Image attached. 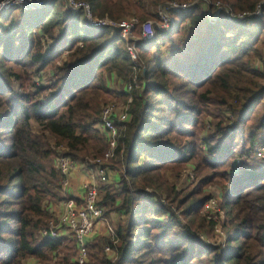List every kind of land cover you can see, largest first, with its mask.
I'll list each match as a JSON object with an SVG mask.
<instances>
[{
    "label": "trees",
    "instance_id": "1",
    "mask_svg": "<svg viewBox=\"0 0 264 264\" xmlns=\"http://www.w3.org/2000/svg\"><path fill=\"white\" fill-rule=\"evenodd\" d=\"M84 1L98 17L136 18L139 36L163 4L190 0ZM211 1L245 15L171 12L172 29L138 42L136 82L119 32L85 27L64 0L0 11V264H77L74 239L41 235L63 199L59 149L92 169L100 158L108 173L97 206L115 220V243L88 241L85 264H264V159L252 158L264 141V0ZM43 72L50 82L35 84ZM114 99L127 119L104 160L99 125ZM185 168L194 180L178 186ZM211 185L224 215L214 236L201 214Z\"/></svg>",
    "mask_w": 264,
    "mask_h": 264
},
{
    "label": "built area",
    "instance_id": "2",
    "mask_svg": "<svg viewBox=\"0 0 264 264\" xmlns=\"http://www.w3.org/2000/svg\"><path fill=\"white\" fill-rule=\"evenodd\" d=\"M51 0H0V11H6L10 9H19L22 11L37 10L45 7ZM66 6L72 11H82L83 13V23L84 26L90 29L106 27L114 31H118L120 37L124 41L125 46H127V52L130 55V59L133 62L134 69V82L137 80V73L142 68L141 60L139 58L137 51L138 42H146L153 38L154 36V22L150 19L142 23L140 35L134 34V27L137 24V19L134 17L123 18L121 20H113L105 17H98L93 15L91 11V5L84 0H64ZM201 2L208 11L211 8H215L216 12L213 15L207 11L208 19L211 22L216 20V14L221 10L227 12L229 19H242L245 13L231 14L224 8V6L219 1L211 0H190V1H171L163 4L158 9V21L159 24L156 27L160 31H168L173 28L175 21L168 16L171 12H185L192 9L197 3ZM260 5L257 6L255 14H260ZM140 60V61H139ZM264 64V63H263ZM131 85L127 87L130 90ZM130 101V98L129 100ZM128 104L124 105L117 112L115 104L108 103L102 109L101 113V123L99 129L108 138L109 148L104 154V160L113 157L114 149L116 147L115 137L117 135V124L114 122L115 119L120 122L127 119ZM59 149V148H58ZM252 158L256 160L264 159V141L255 145L252 150ZM102 159H95V168L93 169L94 181L85 184L83 187L82 204L76 205L73 199L64 198L62 199L65 210L57 218H51L47 225L41 230V235L46 238L59 239L61 237V230H66L74 239L76 243V254L75 262L77 264H85L88 261L87 254V244L88 238L94 230L95 223L99 220H104L103 213L101 209L97 206V187L99 183L106 182L108 180V173L104 166H102ZM235 167L241 164L240 158L234 160ZM55 165L62 175V189H65L69 185V175L71 171L82 165L81 162L70 158L60 152L55 159ZM219 200V193H214L207 200L204 208L203 214L205 218L214 223V231L221 234V228L217 219V213L219 212L217 203ZM112 235L110 236L112 243H115V234L110 227ZM104 252L110 255L113 261L116 260V254L113 252L110 244L104 246Z\"/></svg>",
    "mask_w": 264,
    "mask_h": 264
},
{
    "label": "crops",
    "instance_id": "3",
    "mask_svg": "<svg viewBox=\"0 0 264 264\" xmlns=\"http://www.w3.org/2000/svg\"><path fill=\"white\" fill-rule=\"evenodd\" d=\"M110 180H116V174L109 173ZM94 181L93 176V169L88 165H79L75 167L70 175H69V185L62 190V197L64 198H71L74 200L76 205L82 204V195H83V187L85 184L91 183ZM50 209L53 214V218L59 217L65 210V206L63 201H59L54 204H50ZM107 220H99L95 223L94 230L88 238V241L97 238V236H107L105 224ZM60 238H67L73 239L72 236L66 231L61 230V237ZM73 260L75 261V256H73ZM26 264H35L34 259H30L26 262Z\"/></svg>",
    "mask_w": 264,
    "mask_h": 264
},
{
    "label": "rangeland",
    "instance_id": "4",
    "mask_svg": "<svg viewBox=\"0 0 264 264\" xmlns=\"http://www.w3.org/2000/svg\"><path fill=\"white\" fill-rule=\"evenodd\" d=\"M197 4H201V2H199V3H197ZM202 5V4H201ZM203 7H204V5H202ZM16 9V8H15ZM41 9V8H40ZM38 10V9H37ZM204 10H205V12L207 13V11H208V8H206V7H204ZM28 11H33V10H28ZM209 13H210V15H213V13L214 12H216V9L215 8H211L209 11H208ZM168 16L169 17H171L173 20H174V16H173V14H168ZM151 21H153L154 22V33H155V29H157V30H159L157 27H156V25L157 24H159V21H158V19H157V21L156 20H151ZM158 26V25H157ZM160 31V30H159ZM135 34V33H134ZM137 35V34H136ZM125 48H126V50H127V46H125ZM136 53H138V50L136 51ZM165 53H166V51H165ZM138 55H139V53H138ZM264 58V57H263ZM140 61V60H139ZM141 62V64H143V62L142 61H140ZM260 62V61H259ZM47 73H45V72H43L42 73V75H35V76H33V81H34V83L35 84H44V85H46L47 84V82L49 81V75H46ZM50 82V81H49ZM112 86H113V88H118L119 90L120 89H122V87L121 86H115V83H112ZM110 103H113V104H115V108H117V109H121L123 106H124V104H123V102L122 101H120L119 99H114V100H112V102H110ZM116 124H118L120 121L119 120H115L114 121ZM117 126V125H116ZM118 128V127H117ZM118 130V129H117ZM259 162H262V161H259ZM191 165V162L190 163H188L186 166L188 167V166H190ZM192 180H194V178H193V173L191 172V170L190 169H188V168H185V170L183 171V173H182V176H181V178L178 180V182H177V185L178 186H182L185 182L186 183H190ZM220 185V184H219ZM211 189H216L217 191H218V193H222L221 192V190H220V186H217V185H211V186H208L207 188H204V192L205 193H207L208 194V192H211ZM214 191V190H213ZM213 195V194H212ZM211 195V196H212ZM221 194H219V196H220ZM208 200V199H207ZM207 202V201H206ZM206 202L203 204V208H204V206H205V204H206ZM220 201L218 200V203H217V206H218V209H219V212L217 213V219H218V221H220V220H222L223 218H224V215H223V211H222V209H221V207H220ZM201 214H203V209L201 210ZM204 215V214H203ZM103 217H104V219H106L107 220V223L105 224V228H106V234H107V236H111L112 235V232L110 231V227L112 228V230H113V232H114V222H115V220H112V218L110 217V216H108V215H104L103 214ZM213 233H212V235L214 236V235H218L219 233H217V232H215L214 230L212 231ZM212 235H210V236H207V237H205V239L209 242V241H212V240H214L213 238H212ZM35 261V260H34ZM37 262H35V264H36Z\"/></svg>",
    "mask_w": 264,
    "mask_h": 264
},
{
    "label": "water",
    "instance_id": "5",
    "mask_svg": "<svg viewBox=\"0 0 264 264\" xmlns=\"http://www.w3.org/2000/svg\"><path fill=\"white\" fill-rule=\"evenodd\" d=\"M143 71H145V70H143Z\"/></svg>",
    "mask_w": 264,
    "mask_h": 264
}]
</instances>
